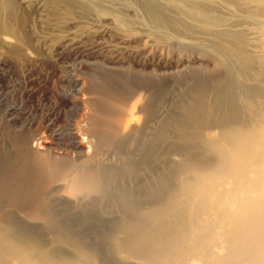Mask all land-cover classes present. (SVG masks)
Segmentation results:
<instances>
[{
  "label": "bare ground",
  "instance_id": "bare-ground-1",
  "mask_svg": "<svg viewBox=\"0 0 264 264\" xmlns=\"http://www.w3.org/2000/svg\"><path fill=\"white\" fill-rule=\"evenodd\" d=\"M33 2L0 0V64L36 72L64 41L60 29L107 22L122 37L206 47L223 85L181 135L195 154L175 153L160 176L152 147L132 184L115 183L128 157L99 156L148 129L154 144L156 91L130 110L110 92L96 98L98 111L81 97L90 109L59 133L44 114L37 137L10 144L0 171V264H264V0H35L36 23L22 11ZM60 101L77 110L74 98Z\"/></svg>",
  "mask_w": 264,
  "mask_h": 264
},
{
  "label": "rangeland",
  "instance_id": "rangeland-1",
  "mask_svg": "<svg viewBox=\"0 0 264 264\" xmlns=\"http://www.w3.org/2000/svg\"><path fill=\"white\" fill-rule=\"evenodd\" d=\"M33 4V9L22 11L28 14L27 17L33 23H36L42 18L43 13L35 7V0ZM128 13L131 14V12ZM107 24V22H91L90 25L83 27V23H79L69 26L70 28L60 29L58 35L64 36V41L55 46L50 53L44 54V58H49L51 62L36 70L37 73H27L24 72L25 70L0 64V171L7 170L5 168L10 166L8 163L12 156L10 144L16 140L25 141L31 137H37L36 130H39L42 124L41 119L44 114H46L44 118L54 121V129H58L57 133H59L65 129L68 121L76 118L83 104L85 105L83 107H86L84 111L90 109L91 104L81 105L83 102L80 100L81 97L84 98V102L89 97L94 98L91 102L94 103L92 107L98 111L99 103L96 100L102 92L112 93L128 110L136 103L138 94L144 96L156 91L159 97L156 103L159 116L156 122L152 124L149 122V126L157 128L154 144L148 136L151 132L148 129L144 131L145 134L142 131L143 133L129 138L125 144L110 141L108 147H104L101 151L99 158L104 161L109 158L116 160L122 155L131 160L129 167L124 166L118 169L116 178L121 176L120 179L130 184L135 183L136 180L132 179L136 172L140 171L142 174V171H147L144 161L140 159L148 155L152 147L156 148L155 157L160 176L165 175L169 170L167 163L170 159L176 158L175 153L188 154L189 157L195 154L194 145L184 141L181 135L187 131L192 110L200 108L198 106H202L203 103L204 106L210 105H207V102H211L212 93L218 91L223 85L219 86L222 79L215 82L221 75V72L214 67L215 54L204 46L197 47L177 41L151 42L141 35L122 37L109 29ZM39 28L36 29L38 35L49 36V30L45 28L39 30ZM4 58L1 57V62ZM20 70L23 72L21 73ZM70 77L75 82L73 86L68 79ZM18 92L23 93L20 98L17 96ZM82 94L84 96H81ZM202 94L204 100L201 98ZM65 96L76 100L77 110H73L71 105H64L60 101V98ZM19 104H21L20 107ZM13 117L14 124L11 122ZM29 123H31L30 126H28ZM58 137L65 140L63 134L57 135L55 139ZM52 147L59 148L56 144ZM120 151L123 152L120 153ZM210 158L211 155L207 156V159ZM176 162L175 170L179 167ZM145 175L142 174L143 177ZM120 179L118 178L115 183H118ZM109 198L103 201V204L109 206L113 201ZM108 216L112 217V214ZM62 222L67 224V220Z\"/></svg>",
  "mask_w": 264,
  "mask_h": 264
}]
</instances>
